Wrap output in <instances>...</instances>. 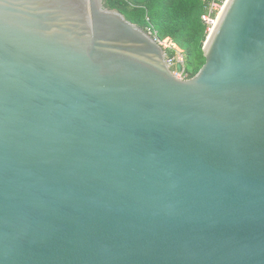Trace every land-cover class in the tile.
Listing matches in <instances>:
<instances>
[{
  "label": "water",
  "instance_id": "obj_1",
  "mask_svg": "<svg viewBox=\"0 0 264 264\" xmlns=\"http://www.w3.org/2000/svg\"><path fill=\"white\" fill-rule=\"evenodd\" d=\"M175 76L105 0H0V264H264V0H225Z\"/></svg>",
  "mask_w": 264,
  "mask_h": 264
},
{
  "label": "trees",
  "instance_id": "obj_2",
  "mask_svg": "<svg viewBox=\"0 0 264 264\" xmlns=\"http://www.w3.org/2000/svg\"><path fill=\"white\" fill-rule=\"evenodd\" d=\"M207 0H105L106 6L121 12L129 21L146 29L149 23L160 39L168 38L174 49L167 56L181 53L184 78L194 76L204 63L203 45L208 35L201 16Z\"/></svg>",
  "mask_w": 264,
  "mask_h": 264
},
{
  "label": "built area",
  "instance_id": "obj_3",
  "mask_svg": "<svg viewBox=\"0 0 264 264\" xmlns=\"http://www.w3.org/2000/svg\"><path fill=\"white\" fill-rule=\"evenodd\" d=\"M224 1L225 0H207V2L205 4L206 12L204 14H202V16H201L203 22L207 26V31H209L210 28L212 27V25L214 24V22L216 20V17H217V14H218L219 10L221 9ZM145 30L150 35H152V37L159 44H161L162 47L165 46L168 49H174L173 48V43L168 38L160 39L157 36V31L155 30V28L150 23H149L148 27ZM166 60H167V65L170 68V70L172 71V73L175 76L184 79V76H183V71H184V67H183L184 63L183 62H184V59H183L182 54L177 52L175 55L169 57V56H167V53H166Z\"/></svg>",
  "mask_w": 264,
  "mask_h": 264
}]
</instances>
